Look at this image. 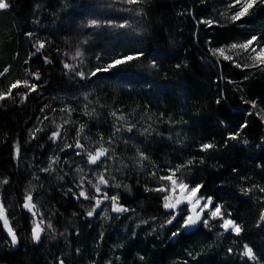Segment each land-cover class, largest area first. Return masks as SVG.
<instances>
[{
  "label": "trees",
  "instance_id": "trees-1",
  "mask_svg": "<svg viewBox=\"0 0 264 264\" xmlns=\"http://www.w3.org/2000/svg\"><path fill=\"white\" fill-rule=\"evenodd\" d=\"M11 2L14 9L8 13H0V91H5L17 80L36 82L34 78L29 79L35 70L41 72V81L36 82L40 84L37 92L30 93L23 103L19 102L20 94L27 90L22 84L12 90L13 97L17 100L15 104L11 100L0 101V193L5 197V208L11 226L20 239L15 248L6 243L7 235L0 222V264H59V259H64L65 264H91L94 258L96 264H100L105 253L114 260L115 255L121 252L124 254L123 264H143L138 260V255H145L148 264H183L187 259V251L197 248L205 250L201 260L207 261V264H222L228 258L227 247L236 249L237 245H233L232 240H237L238 244L240 238L229 237V234L218 237L217 232L222 231L219 229H213L210 235L202 229L190 238L183 233L175 240L169 238V226L163 229L159 227L165 219L161 206L163 194L145 190L146 187L159 186L161 181L158 178L168 175L169 167L193 157L197 160L203 157L205 163L182 169L181 172L187 174L185 182L193 186L204 184L205 188L201 189L200 195H216L218 202L225 204V209L230 206L233 217H238V223L245 226L246 239L243 242L249 243L255 250L264 249V233L255 227L259 205L239 194L241 185L250 187L258 183L264 186V173L257 168V164H264V154L256 148L260 140L264 139V123L258 117L244 114V108L254 110L250 105H244L240 99L243 96L257 102L264 100V70L236 68L231 62L219 57L218 66L207 62L209 39L214 46L243 42L247 34L264 29V9H255L254 15L246 17L238 26L230 19L236 10L229 7L232 0H149L140 9L144 15L132 20L135 23V20L142 19L147 31L142 37L130 36L127 46L121 50L127 52L142 49L166 54L161 73L167 70V76L153 73L150 77L146 72L133 70L123 78L107 81L101 79L93 83L92 80L70 79L71 73L66 74L61 61L80 63V60L70 59L74 49L63 42L65 33L62 29L79 31L80 25L93 18L90 6H94L95 0H67L69 7L66 10L63 8L66 0ZM37 17L41 19L42 25L56 24L55 28L47 29L54 34L49 35V40L55 39L56 43L46 45L44 50V54L53 60L51 65H45L35 58L34 62L25 63L31 51L25 31L37 28L43 30L42 25L32 23ZM201 18L212 19L214 26L209 28L204 24L198 25L197 21ZM245 21L250 23L245 24ZM215 22L222 26L216 27ZM92 31L84 29L85 34ZM82 38L73 40V43ZM137 40L141 42L137 43ZM97 43L103 44L105 48L120 44L110 36L98 40L94 38L85 46V56L81 58V69L86 73L95 66L93 53L87 48ZM65 51L69 52L68 57L63 55ZM226 54L235 56L242 64L248 62L247 54L240 49L226 47ZM178 63L186 64L187 67L176 70L174 66ZM153 78L158 80L159 85L167 87L162 89L152 85L149 88L146 81ZM148 91L153 94L146 97L145 93ZM89 93L87 100H84V95ZM222 95L228 97L223 107L216 104V100ZM72 97H79V106L72 114L73 124L59 129L62 133L68 129L66 139L58 142L61 146L64 143H74L75 129L83 123L85 132L80 136L81 143L88 149L98 147L102 133L104 146L109 147L106 141L113 132V125L117 123L111 116L113 111L117 115H124L128 122L136 124L140 130L135 132V141L143 143L134 144L129 141L125 145L119 137L128 134H116L117 139H114L112 145L118 157L116 164L119 167L123 162L127 167L123 171L110 169L108 173L122 184V188L117 190L121 192V202L135 209L134 213L119 218H116V214L109 213L112 217L110 221L93 218L89 227L84 215L89 202L75 201L71 198V193L67 192L69 187L74 192L78 191L75 184L80 176H92L88 167L80 164V158H69L71 172L69 165L65 164L54 166L56 171L47 174L39 171L49 163L50 156L58 154L61 159H65L67 151H71H54L55 146L47 140V133L57 130V125L64 124L68 114L59 109ZM84 104H88L89 112L95 110L93 116L83 115ZM45 105L48 107L45 108ZM53 108L56 109L55 112L52 111ZM225 111L237 117V123L240 117L248 122L249 127L241 133L242 139L250 141L247 146L237 142H229L227 148L223 146L226 132L218 122ZM45 116L48 119H44ZM169 117L172 124L166 123ZM176 121L181 123H175ZM182 121L188 123L184 124ZM38 126L46 131L36 133V139H31L29 133ZM144 129L148 131L141 135L140 132ZM234 129L235 124L228 130ZM17 143L21 147L19 161L14 159L13 153V147ZM204 143L219 145V151L201 152L200 145ZM137 147L149 157L148 160H139ZM220 165L224 167H219ZM76 167H83V172L77 173ZM233 167L240 169V173H233ZM153 171L156 173L155 177L150 175ZM66 172L69 174L65 176ZM45 175L47 179H43ZM177 175L180 176L181 173ZM241 175L248 176V179L242 181L239 178ZM35 176H40L41 180H36ZM58 176H64V179L60 180ZM3 179H8L10 185H3ZM221 184L223 187H220ZM124 185L130 187V192L124 190ZM33 187L36 189L34 202L37 203V211L43 212L45 219H50L56 229L55 238L49 234L47 238L42 237L40 244L32 241L28 214L21 207L23 192ZM88 190L90 194L93 192L90 187ZM256 194L261 195L258 192ZM74 212L77 213L76 216L72 215ZM129 216L131 219H128ZM152 217L157 219L153 221ZM144 219L156 227V233L146 235L144 229L147 226L143 224L139 229L135 228ZM77 229L81 233L79 237L75 235ZM133 229L137 232L134 240L129 236ZM65 230L70 234L60 235ZM100 231L104 232V240L98 244ZM118 244H123L124 248L115 247ZM77 248L80 254L76 253ZM189 264L194 262L190 261Z\"/></svg>",
  "mask_w": 264,
  "mask_h": 264
},
{
  "label": "snow or ice",
  "instance_id": "snow-or-ice-1",
  "mask_svg": "<svg viewBox=\"0 0 264 264\" xmlns=\"http://www.w3.org/2000/svg\"><path fill=\"white\" fill-rule=\"evenodd\" d=\"M149 0H95L94 6H90L92 11V19L87 21L85 24L79 26V31H73L71 29H62L65 33L64 43L71 49H74L73 54L70 59L72 61L80 60V63H69L67 60H62V68L67 73H71L70 79L76 81L77 78L79 81L92 80L93 83L101 79L115 80L116 78H123L129 73L136 71L146 72L148 76H153V73L157 75L167 76V70H164L161 73L163 68V60L167 58L166 54L161 52H146L145 50H135V51H122L123 47H126L127 40L130 36L142 37L147 31V27L142 19L135 20V23L132 22L134 17H142L144 15L142 9L147 5ZM69 7V3L66 2L63 5V8L66 10ZM230 8H235L234 14L231 15L230 19L232 22L237 23L245 20L246 17L254 15L255 9H264V0H232L229 4ZM14 9V4L11 0H0V13H8ZM115 13H127L128 15H116ZM183 14V13H181ZM194 16V14H193ZM36 25H42L40 18H36L32 21ZM250 23V21H245V24ZM197 24H204L209 28L214 26V21L212 19L201 18L197 21ZM216 27H220L219 22H215ZM49 27L55 28L56 24L51 25H42L41 28L34 30H26L25 36L28 38L30 44V54L28 59L25 60V63L34 62L35 59H39L45 65L53 64V60L50 59L44 50L47 46H52L56 43L55 39L49 40V33L47 29ZM92 29L91 33H84V29ZM112 30V31H109ZM119 30V31H116ZM54 35V34H51ZM105 36L112 37L113 41H118L120 44L118 46H110L105 48L103 44L97 43L92 47L87 48L89 52L93 53V59L95 61V66L89 69L86 73L81 69V64L83 63L82 57L85 56V46H88L93 39H101ZM78 39V42L73 43V40ZM140 43V40L136 41ZM208 48L207 53L209 54L208 63L210 65L218 66L219 61L218 57L222 58L224 61L231 62L232 65L236 68H257L264 70V29H261L260 32L249 33L246 35L243 42L231 43L228 46H214L212 40L207 41ZM226 47L230 49H240L242 53L247 54V63H241L235 56H230L226 54ZM57 51L59 49L57 48ZM65 57L69 56V52L65 51L63 53ZM204 57H202L203 59ZM176 70H181L186 68L187 65L176 64ZM7 71V69L5 70ZM31 72V70H29ZM34 80L36 82L41 81V72L35 70L32 72ZM95 78V79H93ZM36 82H29L28 80L20 81L17 80L14 83L10 84L5 91H0V101L11 100L12 103H16L17 100L13 97L12 90L16 89L22 84L23 88L26 89L24 93L20 94V103L27 101L28 96L32 92H37L40 84ZM232 83V81H229ZM146 85L151 88L152 85H157L160 88H166V85H159L158 80L153 78L146 81ZM76 84L74 83V87ZM152 91L145 93V96H151ZM89 94L84 95V100H87ZM244 105H250L251 109L254 111H249L248 108L243 109V113L247 116L258 117L261 123H264V100L255 101L248 100L243 96L240 97ZM228 97L222 95L220 99L216 100L217 105L222 107L226 105ZM79 97H72L64 106L60 107L61 112H66L68 118L64 120V124L57 125V130H52L47 133V140L54 145V151L56 152H66L67 158L61 159L60 155L56 154L49 157V163L39 169L42 173H49L50 171H56V167H59L61 164L69 165V158L79 157L80 164L88 167V171L92 174L91 178L88 176H80L79 180L76 182L75 187L78 191L74 192L72 187L67 189L68 193H71V198L75 201H87L88 207L85 209V218L88 220V225H92L93 218L99 220H111L112 217L109 215V207L111 213L116 214V218H119L122 215L128 213H134L135 209H132L127 206L126 203L121 202V192L120 191H111L112 189L120 190L122 184L117 182L114 175H108L110 169L113 171H123L127 164L121 162L119 167H117L116 161L118 157L116 156L115 149L112 148L114 139H117L116 134L127 133V136L121 135L119 139L123 140L125 145L129 144V141H133L134 144L143 143V141H135V132L140 131L137 128V125L134 123L128 122L124 115H117L116 111L111 112V116L115 118V123L113 125V132L109 136V139L106 143L109 147L104 146V135L101 133L100 141L98 147L93 149H88L80 141V136L85 132V125L83 123L79 124L78 128L75 129V141L74 143H64L61 146L63 139H66L68 129L62 133L59 129L64 128L65 125L73 124L72 114L77 110ZM259 103V107H258ZM45 108L48 105L44 106ZM43 112L44 109H41ZM53 112L56 111L55 108L52 109ZM95 110L89 112L88 104H84L85 116H93ZM163 113H161V118ZM44 119H48L47 116ZM123 121V124L119 122ZM42 123V122H40ZM166 123L172 124L173 121L169 117ZM175 123H181V121H176ZM182 123L187 124V121H182ZM219 126L226 132L224 137V147H229V142H237L242 146H247L250 141L246 138L241 137V133L244 129L249 127L248 122L239 118L237 123V117H235L231 112L225 111L222 115V119L219 120ZM235 124V129L229 131L231 125ZM46 129L43 127H35L30 133L31 139H36V133H44ZM148 129H144L140 132L141 135H144ZM171 138V137H169ZM87 139V137H85ZM219 145L214 143H204L200 145V151L204 153H210L212 151H219ZM256 148L264 154V139H261L260 142L256 145ZM136 151L139 153V160H148L149 157L143 152L140 151L139 147L136 148ZM14 159L19 161L21 158V147L17 143L13 147ZM131 162V161H129ZM205 160L201 157L197 160L195 157L188 159L186 162L178 163L174 167H169L167 169L168 175H161L158 179L162 182H167L166 184H161L154 188H147L146 191L156 192L163 194L162 199V209L164 220L160 223L159 227L164 228L168 227L169 238L175 240L181 237L183 233L185 237H192L196 233H199L202 229L206 230L210 235L213 229H219L222 231L217 232L218 237H222L225 234H229V237L240 238L239 243L237 240L233 239L232 244L237 245V248L234 249L232 246L227 247V259L222 261V264H264V249L255 250L254 247L250 246L249 243H244L243 240L245 237V226L241 223H238V217H233V213L230 209V206L225 209V204L218 202V196L216 195H207L201 196L198 195L201 189L205 188V185L202 183L195 184L194 186L190 183L185 182L184 177L186 173H182L181 170L184 168H190L195 164H204ZM56 166V167H54ZM219 167H224L220 165ZM257 168L264 173V164H257ZM72 170V165H69V172ZM75 171L77 173L83 172V167H76ZM233 173H240V169L233 167ZM177 173H181L180 176ZM66 172L64 175H68ZM151 176L155 177L156 173L153 171ZM36 180H41L40 176L34 177ZM47 175L43 179H47ZM60 180L64 179V176L57 177ZM242 181H246L248 176L241 175L239 177ZM3 185H10L8 179H3ZM90 187L93 192L90 194L88 187ZM124 190L130 192V187L124 185ZM220 187H223L221 184ZM19 191V189H17ZM35 187L27 189L23 192V200L21 207L28 214V219L30 222V232L31 239L35 244H40L42 237L47 238V235L52 234L55 238L56 229L53 227V223L50 219H45V214L43 212L37 211V203L34 202V193ZM261 195H257L256 193ZM240 196L248 197L253 202L259 205L257 209L256 223L255 227L261 229V232L264 233V186L254 183L250 187L240 186ZM103 205V207H102ZM100 210L99 212L97 210ZM222 209H224L222 211ZM73 216H76L77 213H73ZM128 219H131L129 216ZM153 221L157 217L151 218ZM0 222H2V227L6 232L8 243L11 247L15 248L19 245L20 239L17 235V232L11 226L7 210L5 208V197L0 193ZM141 224L147 226L144 231L146 235H152L156 233L157 229L154 225L149 224V220L144 219L140 223L135 225L136 229L141 227ZM103 227V225H99ZM127 231V229H125ZM70 233L65 230L61 232L60 235H68ZM75 235L79 237L81 233L77 229ZM131 239H136L137 232L135 229L129 234ZM159 238V236H157ZM104 240V232L100 231L97 238V243H101ZM115 247L123 249V244H118ZM204 249L197 248L194 250H189L186 253L187 259L183 261V264H189V262H194V264H207V261L201 260V255L204 253ZM76 253L80 254V250L77 248ZM99 254L97 253V256ZM124 254L121 252L119 255H115V259L109 257L105 253L104 259L100 261V264H123ZM138 260L143 262V264H148L145 255H138ZM59 264H65L64 259H59ZM91 264H96V259H92Z\"/></svg>",
  "mask_w": 264,
  "mask_h": 264
},
{
  "label": "rangeland",
  "instance_id": "rangeland-1",
  "mask_svg": "<svg viewBox=\"0 0 264 264\" xmlns=\"http://www.w3.org/2000/svg\"><path fill=\"white\" fill-rule=\"evenodd\" d=\"M110 45H111V44H110ZM112 46H113V45H112ZM29 48H30V44H29ZM106 48H109V46H108V47H106ZM30 50H31V49H30ZM6 72H7V71H6ZM6 72H5V73H6ZM29 77H30L29 79H32V78H34V76H33V75H32V76H29ZM90 150H91V149H90ZM166 183H167V182H162V181H161L160 185H161V184H166ZM111 191H117V190H115V189H112V190H110V192H111ZM198 195H200V193H198ZM201 196H202V195H201ZM102 206H103V205H102ZM108 207H109V213H111V210H110V205H108Z\"/></svg>",
  "mask_w": 264,
  "mask_h": 264
}]
</instances>
